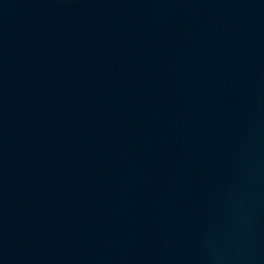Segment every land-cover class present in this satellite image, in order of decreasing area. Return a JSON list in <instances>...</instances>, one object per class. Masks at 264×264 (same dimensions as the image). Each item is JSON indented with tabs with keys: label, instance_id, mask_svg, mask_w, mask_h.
Here are the masks:
<instances>
[{
	"label": "water",
	"instance_id": "obj_1",
	"mask_svg": "<svg viewBox=\"0 0 264 264\" xmlns=\"http://www.w3.org/2000/svg\"><path fill=\"white\" fill-rule=\"evenodd\" d=\"M0 264H264V0H0Z\"/></svg>",
	"mask_w": 264,
	"mask_h": 264
}]
</instances>
